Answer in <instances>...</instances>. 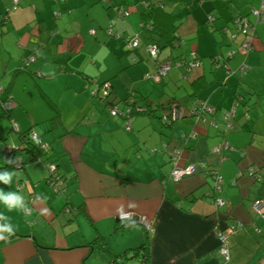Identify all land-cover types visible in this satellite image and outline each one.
Wrapping results in <instances>:
<instances>
[{
    "label": "crops",
    "instance_id": "crops-1",
    "mask_svg": "<svg viewBox=\"0 0 264 264\" xmlns=\"http://www.w3.org/2000/svg\"><path fill=\"white\" fill-rule=\"evenodd\" d=\"M11 2L0 0V86L14 103L0 115V166L16 157L24 166L0 170L16 174L10 184L0 182V195L11 204V194H19L30 211L0 202L7 217L0 224L14 229L0 240V264H105L89 246L94 238L120 254L146 234L149 264H220L217 234L233 222L244 229L228 235L226 264H264V220L251 210L255 199L264 209V175L256 180L247 174L252 165L264 166V22L251 14L260 0H21L15 9ZM159 3L177 18V46L192 42L205 25L218 32L211 51L190 43L193 50L184 47L155 82L145 74L180 54L163 57L160 51L155 61L146 51L154 39L142 26V13ZM117 9L127 14L120 17ZM238 15L254 25L247 53L237 48L241 35L230 39V18ZM183 22L191 23L194 35L184 32ZM134 36L139 46L131 50ZM191 52L199 66L176 64ZM28 56L33 61L24 66ZM103 83L110 85L107 96ZM127 97L141 111L130 130L124 117L110 115L111 105L120 109ZM198 99L213 109L207 122L186 116L162 123L173 105L189 107ZM26 133L47 145L35 161L23 151L20 136ZM223 142L229 147L215 151ZM13 149L19 153L11 157ZM175 149L178 167L198 165L178 181L171 178ZM48 164L63 176L64 191L52 193ZM211 172L221 178L219 191ZM126 213L131 216L124 220ZM130 220L136 223L123 229Z\"/></svg>",
    "mask_w": 264,
    "mask_h": 264
},
{
    "label": "built area",
    "instance_id": "built-area-1",
    "mask_svg": "<svg viewBox=\"0 0 264 264\" xmlns=\"http://www.w3.org/2000/svg\"><path fill=\"white\" fill-rule=\"evenodd\" d=\"M19 1L20 0H12V8L13 9L16 8V5L18 4ZM60 1H65V0H60ZM117 14H118V16L123 17L127 14V12H124L121 9H117ZM251 14L255 17L256 22H264V0H260V5L258 8H252L251 9ZM207 20H208V22H211L212 17L208 16ZM233 26H234L235 33H233L230 36V38L233 40L238 35H241L242 40L238 44L237 48L242 50L244 53H247L251 49V36L249 34V31L252 30V27L254 25L249 21V19L246 16L238 15L233 19ZM147 28H150V27L147 26ZM111 30H112L111 28H108L109 34H111ZM91 33H93V31H91ZM138 45H139V40H138L137 36H134L133 39L128 42V48L131 50H134L135 48H137ZM146 51L152 57L153 60H155V61L157 60L159 48L155 43L149 44L146 47ZM229 54H231V52ZM32 61H33V58L29 57L25 62H26V64H28L29 62H32ZM176 64L177 65H179V64L185 65L187 69H192L193 67L200 65V60H199V58H197V56L194 54V52H191L190 58L188 60L182 59ZM172 65H173V62H171V61L157 62L155 72L152 74H146L144 76V79H146V80L151 79L155 82L161 81L168 74ZM99 87L102 89L104 96H107L109 94L110 85L108 83H103ZM2 91H3V88L0 86V96L2 95ZM92 93L95 95L96 91H94ZM199 104H200V109L205 111V114L211 113L212 108L209 105H207L206 101H201V102H199ZM13 105H14V103L10 99L6 100L4 103L1 104L3 110H5V111H9L13 107ZM130 112H131V109L128 106H123L120 109H118L117 106L110 107V115L116 116L119 114L122 117H124V120H125L124 124H125L126 130H130L131 123L133 121V118L131 117ZM231 115H232V111L227 112L226 118H229ZM185 116H187V113H186V110L184 109L183 106L173 105L169 109L168 112L162 114L161 119L165 123H169V122H172L175 120H180V119L184 118ZM199 116L200 115L197 116L199 120H201L203 122H207L206 118H203V117L199 118ZM211 125L216 127V125L213 123H211ZM194 135H195L194 132L190 133V136L194 137ZM28 137L33 143H35L40 148V150L44 151L46 149L47 145L44 142H42L41 139L39 137H37L34 133H30V134L28 133ZM226 147H229L228 143L223 142L222 144H218L215 146V151H219L221 148H226ZM153 150H151V151H153ZM171 155H172L171 161L173 164V168L171 171V178L173 180L178 181V180L182 179L184 176L195 173V171L198 167L197 164L191 163L185 167H178L177 166V161L180 158V150L175 149ZM14 160H15V168L20 169L23 165V160L20 157H16ZM200 167H204V164L201 163ZM46 168H47V171L49 174L53 173L54 170L56 169L53 164H48L46 166ZM212 174H213V178H214L213 190L219 191L220 190L219 184H220L221 178L215 172ZM247 174L252 178H257L258 175L264 174V166L257 167V166L252 165L248 168ZM50 186H51L54 193H60L65 189L66 184H65L64 180H57L55 182H52L50 184ZM214 201H215L216 205H221L223 202L221 199H215ZM251 210L253 212H255L256 214H258L262 218V220H264V209H263L262 201L260 199H255L251 203ZM23 211H24V213H28L30 211V209L28 207H25ZM130 216L131 215L129 213H126V214L121 215V218L125 220V219H129ZM141 222H143V221H141ZM144 226L149 231H153L151 224L146 222V223H144ZM241 229H244V227L240 222H233V223L228 224L223 230H220L218 232L217 239H218V254H219V257L221 259L220 264H226L228 259H229L228 240H227L228 235L236 233V232L240 231ZM254 230L259 231V228L255 227Z\"/></svg>",
    "mask_w": 264,
    "mask_h": 264
},
{
    "label": "trees",
    "instance_id": "trees-1",
    "mask_svg": "<svg viewBox=\"0 0 264 264\" xmlns=\"http://www.w3.org/2000/svg\"><path fill=\"white\" fill-rule=\"evenodd\" d=\"M20 1L16 5V7L19 6ZM223 4L224 3L220 4V6L222 9L226 10L227 7H224ZM10 8L13 9L12 8V2H11ZM142 16H143L142 17V19H143L142 26L146 30V32L148 33V36H150L154 39L153 43H155L158 46L159 52L165 47H171V46L175 45V43H177V44L179 43V37H178L177 32H176L177 27H178L177 18L174 15H172L171 13L164 10V4H162V3L153 4L147 11L142 13ZM234 18L235 17L230 18L232 20V23H233ZM147 26H149L150 28H147ZM233 32L235 33V30ZM232 41H236V38L233 39ZM240 41H239V43H240ZM136 49L137 48H135L134 50H136ZM28 58H29V56L23 58V61L25 63L24 66H27L30 63L29 62L28 64H26V62H25ZM166 61L173 62L172 60H166ZM159 62H162V61H159ZM8 99L11 100L9 93H8V88H6V89H3L2 95L0 96V115L7 112V111L3 110L1 104L4 103ZM201 101H204V100L198 99V100H195L192 103V105L189 107L183 106L184 109L186 110L187 116H193L196 118V120H199L197 117L198 115H200L199 118L200 117L206 118L207 115L212 114L213 109H212L210 114H205V111L200 109L199 102H201ZM111 106H115V105H111ZM123 106L130 107V109H131L130 115L133 119H134V116L136 114L141 112L139 110V106L130 97H127L126 99H124L122 101L121 107H123ZM168 111H169V109H168ZM161 117H160V119H161ZM55 118L57 119V116ZM161 121H162V119H161ZM162 123L164 125H168L171 122L165 123L164 121H162ZM20 140L23 144V151L27 152L30 155V160L31 161L37 160L40 157V154H41L40 152H42V150H40V148L29 139L27 133L20 136ZM18 151L19 150L13 149L10 152H8V155H10V156L14 155ZM12 159H14V158H12ZM23 164H24V162H23ZM23 166L24 165H22L21 168H23ZM8 167L15 168V160L13 163H7L4 166H0V170H4ZM263 175L264 174L258 175L257 178H255V179L260 180ZM57 180H64V178L55 169L53 173H51L47 176L46 182L50 185V183L55 182ZM131 223H136V222H135V220L134 221L133 220L128 221L127 224H124L122 226L123 229L129 228L132 225ZM89 246L92 249L97 250L102 257H105V259H107L105 264H149V258H150L149 237L147 234L145 235L142 242L138 246H136L134 248H130L129 250L124 251L120 254H113L110 251V249L107 247V244L102 237L94 238L90 242Z\"/></svg>",
    "mask_w": 264,
    "mask_h": 264
},
{
    "label": "rangeland",
    "instance_id": "rangeland-1",
    "mask_svg": "<svg viewBox=\"0 0 264 264\" xmlns=\"http://www.w3.org/2000/svg\"><path fill=\"white\" fill-rule=\"evenodd\" d=\"M210 16V15H209ZM190 20H193V16H189ZM194 21V20H193ZM185 27L184 29V32H186L187 34H189V36L191 34L194 35V29H193V26L191 25V23H187L186 26H185V22H183L180 27ZM179 27V28H180ZM215 32H218V31H213L211 32V30L209 29V27L207 25L204 26V29L200 30L198 33L195 32V35L193 36V40L192 42H190L191 40L187 41V42H184L183 46L180 47V46H177L175 45L174 47H165L161 50L162 52V56L165 57L169 52L173 53L174 54H179L177 57L171 59L172 61H178L180 58H181V53H182V50L184 47H186V52H190L191 50H193V48H189L190 46V43H194V44H200V47H203L205 49H207L208 51L213 48V43H214V36L212 35L213 33ZM225 36V34H222ZM196 37V38H195ZM227 38V36H225ZM153 44V42H151ZM195 49V48H194ZM220 53H218L217 55H219ZM225 54V53H223ZM222 54V55H223ZM225 57V55H224ZM202 60H205L206 62H209V58L207 56H204V58H202ZM212 71H214V66H212ZM146 75V74H145ZM4 115L1 114V117ZM19 171V170H18ZM48 175V173H46V176ZM212 183H213V186H214V179L211 180ZM50 188V187H49ZM51 189V188H50ZM52 191V190H51ZM52 193H54L52 191Z\"/></svg>",
    "mask_w": 264,
    "mask_h": 264
},
{
    "label": "clouds",
    "instance_id": "clouds-1",
    "mask_svg": "<svg viewBox=\"0 0 264 264\" xmlns=\"http://www.w3.org/2000/svg\"><path fill=\"white\" fill-rule=\"evenodd\" d=\"M6 163H13L14 159H8L5 160ZM15 172L5 170L3 172H0V182H3L5 184H10L12 182L13 177L15 176ZM12 203L9 204V197L5 195H0V202H3L9 210H11L13 207H15L17 210L23 211V209L26 207L24 198L20 196L19 194H11ZM0 219L7 220V217L3 216V214H0ZM7 236L14 235V229L11 224L4 223L0 224V240H3Z\"/></svg>",
    "mask_w": 264,
    "mask_h": 264
}]
</instances>
